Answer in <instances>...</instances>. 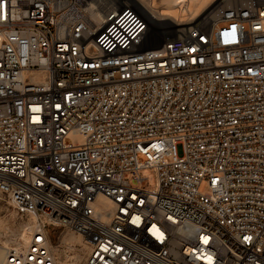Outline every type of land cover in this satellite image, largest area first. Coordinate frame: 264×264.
<instances>
[{"label":"built area","instance_id":"2783aa9c","mask_svg":"<svg viewBox=\"0 0 264 264\" xmlns=\"http://www.w3.org/2000/svg\"><path fill=\"white\" fill-rule=\"evenodd\" d=\"M0 199L3 264H264V0H0Z\"/></svg>","mask_w":264,"mask_h":264},{"label":"bare ground","instance_id":"6f19581e","mask_svg":"<svg viewBox=\"0 0 264 264\" xmlns=\"http://www.w3.org/2000/svg\"><path fill=\"white\" fill-rule=\"evenodd\" d=\"M142 4H144L146 7L150 9H156L157 10H164L166 11L171 17H175L177 19H180L179 22H186V18L188 17V12L192 13L194 12L197 8L199 7H206L210 3H212L216 0H141ZM96 9L91 13L92 16V25L93 27H98L101 28L103 26H106V28L109 27L110 24H107V18L106 16L101 12V7L100 5H96ZM193 14V13H192ZM201 14V13H200ZM200 14L197 16H194V18L198 17ZM192 21V19L190 20ZM189 21V22H190ZM107 205L109 206L110 203L107 200H104ZM28 223V222H27ZM30 223L26 224L23 228V234L19 236V240L16 241V243H19L21 241H25L29 237L30 233ZM80 242L81 238L79 236H75L74 234H69L65 233L62 236V242ZM7 242H4V245H0V264H3L4 257H5V250L6 247L10 244H6ZM58 246V245H57ZM57 246L54 245L55 248H58ZM77 260L81 259V256H76Z\"/></svg>","mask_w":264,"mask_h":264},{"label":"rangeland","instance_id":"374dc122","mask_svg":"<svg viewBox=\"0 0 264 264\" xmlns=\"http://www.w3.org/2000/svg\"><path fill=\"white\" fill-rule=\"evenodd\" d=\"M210 4L206 7L197 6V8L194 9L195 11L192 12L193 14L188 12L186 22H189L191 19H193L194 16H197L198 14L208 11L209 9L214 7V5L217 4V0L214 1L212 5ZM139 174L142 177L148 179L145 184L146 188L151 189L156 186L157 175L153 168H143L139 171ZM132 177L133 174L130 175L129 179H131ZM205 187L206 181L201 184L200 190H204ZM27 222L30 223V221H28V218L17 216L16 210L14 209L13 205L3 199H0V245H4V242H7L6 244H10L14 241L19 240V236L23 234L24 226L28 224Z\"/></svg>","mask_w":264,"mask_h":264}]
</instances>
